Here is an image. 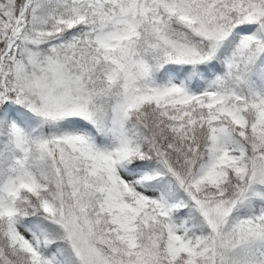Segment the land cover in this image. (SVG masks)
Returning <instances> with one entry per match:
<instances>
[{
  "label": "snow or ice",
  "instance_id": "obj_1",
  "mask_svg": "<svg viewBox=\"0 0 264 264\" xmlns=\"http://www.w3.org/2000/svg\"><path fill=\"white\" fill-rule=\"evenodd\" d=\"M0 264H264V0H0Z\"/></svg>",
  "mask_w": 264,
  "mask_h": 264
}]
</instances>
